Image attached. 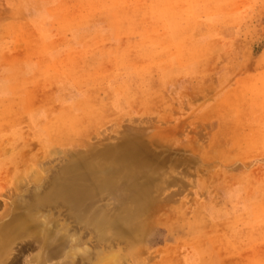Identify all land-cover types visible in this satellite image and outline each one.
Here are the masks:
<instances>
[{"label":"rangeland","instance_id":"rangeland-1","mask_svg":"<svg viewBox=\"0 0 264 264\" xmlns=\"http://www.w3.org/2000/svg\"><path fill=\"white\" fill-rule=\"evenodd\" d=\"M64 187L135 207L92 257L264 264V0H0V222Z\"/></svg>","mask_w":264,"mask_h":264},{"label":"bare ground","instance_id":"bare-ground-1","mask_svg":"<svg viewBox=\"0 0 264 264\" xmlns=\"http://www.w3.org/2000/svg\"><path fill=\"white\" fill-rule=\"evenodd\" d=\"M103 184L101 186L99 185V187L102 188L105 184L107 186L108 183L105 182ZM56 190L58 191L59 198L55 197L54 202H50L52 201L50 199L48 204V198L43 199L45 202L42 203H47V206H49V209L45 211L41 207H37L35 209L13 210L6 214L7 218L0 222V264H18V257L22 256H26L23 258L22 264H88L87 261H90V254L94 252V249L92 250L93 252H89L91 248H88L89 245L87 242L90 239H93L95 241L94 244L97 246L100 245L103 247L107 243H113L115 241V246L119 250L120 244L125 242L124 244L131 249V253L136 255L135 245L140 227L136 223L135 207H131L127 211L124 210L126 214H122V212L116 210L113 216L104 212L102 214L98 213L96 210L87 213V208L89 209L93 203L100 199H91L84 194H63L61 191L65 190V187L64 189ZM119 194L121 195V193ZM112 197L115 204L120 203V200H122L119 196ZM22 204H24V200L21 198L16 205L21 206ZM55 206L58 207L56 208ZM124 229L127 231L128 239L123 234ZM88 236L89 239H87ZM89 244L93 245L91 243ZM31 248L37 249V251L34 254L32 252L30 254L28 251L29 255L27 257L28 253L26 251ZM100 250L102 251L103 249ZM101 251H99L100 253L98 252L99 254L97 253L98 255H94L98 259L95 264H119V255L114 253L118 258L111 257V259H108ZM24 252L27 254L25 253L24 255ZM93 257L91 256V259Z\"/></svg>","mask_w":264,"mask_h":264}]
</instances>
